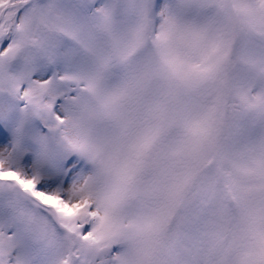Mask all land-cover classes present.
Masks as SVG:
<instances>
[{"label":"snow or ice","instance_id":"snow-or-ice-1","mask_svg":"<svg viewBox=\"0 0 264 264\" xmlns=\"http://www.w3.org/2000/svg\"><path fill=\"white\" fill-rule=\"evenodd\" d=\"M0 264H264V0H0Z\"/></svg>","mask_w":264,"mask_h":264}]
</instances>
